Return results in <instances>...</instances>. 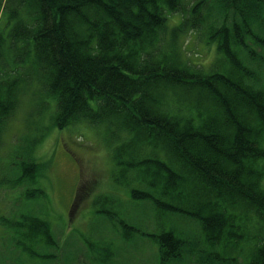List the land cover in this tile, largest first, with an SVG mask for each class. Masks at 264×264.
Listing matches in <instances>:
<instances>
[{
  "label": "trees",
  "instance_id": "1",
  "mask_svg": "<svg viewBox=\"0 0 264 264\" xmlns=\"http://www.w3.org/2000/svg\"><path fill=\"white\" fill-rule=\"evenodd\" d=\"M0 14V147L20 110L26 130L1 158V185L35 184L45 131L85 123L110 148L114 182L149 202L156 224L199 226L211 249L201 264H264V0H0ZM192 33L215 44L208 67L185 55ZM100 212L124 241L145 234ZM0 229L11 264L54 257L39 216H1ZM146 235L158 264L185 251L171 227Z\"/></svg>",
  "mask_w": 264,
  "mask_h": 264
},
{
  "label": "rangeland",
  "instance_id": "2",
  "mask_svg": "<svg viewBox=\"0 0 264 264\" xmlns=\"http://www.w3.org/2000/svg\"><path fill=\"white\" fill-rule=\"evenodd\" d=\"M0 17L3 19L4 15ZM212 45L192 33L184 43V52L193 63L208 67L216 55L215 44ZM9 122L0 147V178L9 174V159L2 160V156L12 152L17 139L26 131L21 110ZM72 127L58 130L52 126L33 148L35 160L44 166L35 184L15 188L0 184V217L32 213L49 223L57 241V246L50 250L54 257L36 256L29 261L24 257L25 262L158 264V247L146 234H159L171 227L185 242L184 253L171 264H201L199 258L211 249L205 245L199 226L177 215L156 224L151 204L132 200L129 189L112 179L110 148L103 142L101 131L85 123ZM34 186L43 193L22 196L25 189ZM103 196L108 200L103 201ZM101 209L125 219L145 234H135L124 241L121 228L114 226ZM4 232L0 229V264H11L13 247L5 242Z\"/></svg>",
  "mask_w": 264,
  "mask_h": 264
},
{
  "label": "bare ground",
  "instance_id": "3",
  "mask_svg": "<svg viewBox=\"0 0 264 264\" xmlns=\"http://www.w3.org/2000/svg\"><path fill=\"white\" fill-rule=\"evenodd\" d=\"M218 56H219V55H217V54L215 55V59L213 60V62H215V61H216V58H217Z\"/></svg>",
  "mask_w": 264,
  "mask_h": 264
}]
</instances>
